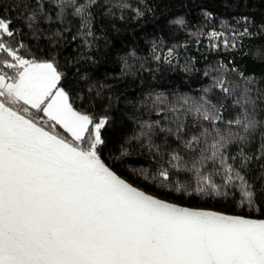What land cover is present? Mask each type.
Segmentation results:
<instances>
[{
    "label": "snow or ice",
    "instance_id": "1",
    "mask_svg": "<svg viewBox=\"0 0 264 264\" xmlns=\"http://www.w3.org/2000/svg\"><path fill=\"white\" fill-rule=\"evenodd\" d=\"M156 7L0 0V264H264V66L202 54L200 68L188 53L193 41L239 50L264 32V9L257 17L244 0L222 15L197 2L195 21L165 18L188 39L145 33L146 55L128 46L122 73L138 60L133 75L179 67L201 82L142 90L125 100L137 113L117 118L120 97L88 53L107 38L100 21L119 32L113 21L143 22ZM68 34L75 55L63 50ZM134 151H147V167L129 162Z\"/></svg>",
    "mask_w": 264,
    "mask_h": 264
},
{
    "label": "trees",
    "instance_id": "2",
    "mask_svg": "<svg viewBox=\"0 0 264 264\" xmlns=\"http://www.w3.org/2000/svg\"><path fill=\"white\" fill-rule=\"evenodd\" d=\"M150 2H155L157 5L155 18H153L151 14H147L143 22L133 21L130 18L125 21H113L112 23H115L116 27L120 29L119 32H116V30L111 27L110 23L100 21L105 24L107 38H101L99 40V52L93 49L88 53V55L96 56L99 62L98 78L104 80L107 84L114 85L112 91L115 95L120 97V99L116 101L117 106L112 112V115L117 116V118H119L122 113H137V109L132 105L126 106L125 100H138L139 94L142 90L147 91L151 87L161 88L168 93H183L187 91L195 92L201 82V77L196 74L187 75L186 78V74L179 67L174 71L169 70L155 74L143 71L133 75L132 72L139 68L138 60L131 71L125 69L122 73L120 54L123 51H126L128 46L137 47L138 50H143L141 53L142 55H146L147 37L145 36V33H152L159 28L164 29V35L166 37H176L181 40L188 39L183 30H169L165 23V18L171 19L173 15L187 13L188 19L190 21H195L198 17L195 9H190V5L197 2L208 4L212 10L222 15H232L234 12H240L244 4V0H150ZM237 3L239 4V7H236L235 9L225 7V5H233ZM248 4L249 7L255 5L256 15L259 17L260 10L264 9V0H248ZM72 31H75V28H73ZM68 41L71 42V34H68ZM43 42L42 39L41 43ZM169 42H171V39ZM262 42H264V32L251 38H245L243 46L239 50H224L221 48L218 53H209L204 45H201L199 50H197V46L193 41L189 44L188 53L197 57L196 63L200 68H203L205 63L202 54L203 56H207L208 59H211L213 55L219 54L225 59L229 56L234 57L237 64H246L249 68L259 69L264 66V43ZM72 43L79 44V39L71 43L66 42V46L63 47V50L68 54L75 55L76 50L72 48ZM254 45H259L260 53L258 56H256V48L252 47ZM246 48L250 50L247 54H244ZM181 51H183V49H181ZM254 56H256V58H254ZM129 63L132 64L133 61L130 59ZM84 64H87V62L85 61ZM154 75L155 79H153ZM204 82L207 83V81ZM139 111H143V109ZM151 115L153 119L158 118L155 112ZM144 118H148L147 113H144ZM125 124L130 131L132 127V121L130 118H125ZM112 146L115 147V143H113ZM150 159L151 157L147 151H145L143 155H137L136 151H134L133 154L128 157L129 162L143 164L146 167L148 166ZM122 174L127 175V173ZM149 190L151 191L153 189ZM205 206L221 208V210H230L223 209L221 204L212 200H209Z\"/></svg>",
    "mask_w": 264,
    "mask_h": 264
}]
</instances>
